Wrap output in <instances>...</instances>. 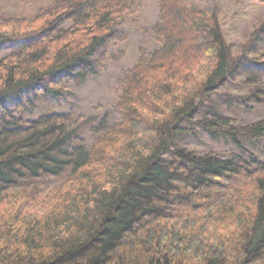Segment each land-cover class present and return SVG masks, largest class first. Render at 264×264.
Wrapping results in <instances>:
<instances>
[{"label":"trees","instance_id":"16d2710c","mask_svg":"<svg viewBox=\"0 0 264 264\" xmlns=\"http://www.w3.org/2000/svg\"><path fill=\"white\" fill-rule=\"evenodd\" d=\"M208 2L159 0L149 32L160 47L140 50L120 121L88 149L74 111L25 124L0 100V264H264V161L176 145L194 124L240 151L264 139L263 120L237 127L207 105L247 64L264 71V56L232 55ZM133 7L55 0L1 19L0 47L18 48L0 58V99L33 85L57 99L47 78H95V53L124 38L119 20ZM254 37L264 40V22ZM250 82L258 87L235 101L259 105L264 81Z\"/></svg>","mask_w":264,"mask_h":264},{"label":"rangeland","instance_id":"374dc122","mask_svg":"<svg viewBox=\"0 0 264 264\" xmlns=\"http://www.w3.org/2000/svg\"><path fill=\"white\" fill-rule=\"evenodd\" d=\"M55 0H0V20L8 17H34L39 11L50 7ZM133 8L130 14L119 20L118 31L123 39L99 48L93 57V69L98 73L95 78L87 81H62L59 78L46 84L56 87L59 95L53 99L44 96V90L39 85H33L19 92L3 96L0 100L12 116L21 119L25 124L36 120L39 116L52 112L74 111L82 118L78 123L76 134L83 139L88 149L94 140L119 120L115 109L124 84V76L138 61L140 50L150 53L160 47L156 38L149 32L150 27L158 21L159 0H131ZM208 11H215L224 37L234 57L244 54L247 58L264 56V40L255 38L254 32L264 22V0H209ZM64 23L62 27H67ZM14 49H2L0 58ZM104 56V57H103ZM104 62L100 59H102ZM187 74V73H186ZM264 81V71L259 72L249 64L242 67L229 85L219 90L209 98L207 105L213 107L219 114L231 117L237 127L264 121V96H259L261 103L235 101L237 98L249 95L257 85L248 80ZM263 84V83H261ZM264 91V84L259 91ZM160 109L159 106L153 109ZM0 110V129L3 126ZM199 119H196L198 121ZM194 136H187L176 141L180 147L193 151L197 155L213 153L221 158L233 156L247 160L249 155L264 161V139L254 143H242L243 150L232 146L222 139H213L201 132L194 124L190 126ZM169 159V156L166 157ZM18 204V203H17Z\"/></svg>","mask_w":264,"mask_h":264},{"label":"bare ground","instance_id":"6f19581e","mask_svg":"<svg viewBox=\"0 0 264 264\" xmlns=\"http://www.w3.org/2000/svg\"><path fill=\"white\" fill-rule=\"evenodd\" d=\"M123 87H124V84H123ZM122 92V91H121ZM43 95L44 96H47L46 94H44V92H43ZM121 96V95H120ZM119 100V99H118ZM118 100H117V103H118ZM7 110V109H6ZM8 111V110H7ZM14 117V116H13ZM15 118V117H14ZM16 119V118H15ZM19 120H21V119H19ZM28 122H31V121H28ZM177 145V144H176ZM178 147H180L179 145H177ZM167 157V156H166ZM169 157L171 158V156L169 155Z\"/></svg>","mask_w":264,"mask_h":264}]
</instances>
